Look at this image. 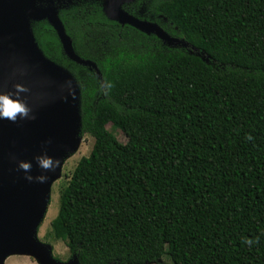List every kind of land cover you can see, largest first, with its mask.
I'll list each match as a JSON object with an SVG mask.
<instances>
[{
	"label": "trees",
	"instance_id": "16d2710c",
	"mask_svg": "<svg viewBox=\"0 0 264 264\" xmlns=\"http://www.w3.org/2000/svg\"><path fill=\"white\" fill-rule=\"evenodd\" d=\"M122 8L188 47L108 20L98 0H65L58 18L98 78L46 20L31 23L78 82L81 135L93 138L47 236L80 264H264V0Z\"/></svg>",
	"mask_w": 264,
	"mask_h": 264
},
{
	"label": "water",
	"instance_id": "95a60500",
	"mask_svg": "<svg viewBox=\"0 0 264 264\" xmlns=\"http://www.w3.org/2000/svg\"><path fill=\"white\" fill-rule=\"evenodd\" d=\"M60 1L0 0V108L7 100L26 109V115L15 120L0 118V264L12 256H28L37 264H80L76 256L66 263L55 260L51 247L37 239L51 186L80 145L82 123L78 82L44 56L31 23L46 20L63 54L101 78L93 62L74 52L58 18ZM98 1L108 20L153 34L168 47H188L158 24L124 11L122 7L134 0ZM24 164L30 167L25 169Z\"/></svg>",
	"mask_w": 264,
	"mask_h": 264
},
{
	"label": "rangeland",
	"instance_id": "374dc122",
	"mask_svg": "<svg viewBox=\"0 0 264 264\" xmlns=\"http://www.w3.org/2000/svg\"><path fill=\"white\" fill-rule=\"evenodd\" d=\"M60 4H63L65 0H61ZM162 25H165V23H161ZM106 129L115 136L118 142L125 143L126 138L125 136L115 129L109 124L106 126ZM93 146V138L88 135L84 134L81 138L80 145L77 149V151L71 155L69 158H67L62 165L61 168V175L60 178L57 179L51 186V198L50 203L48 204L46 213L44 215V218L39 225L38 231H37V239L42 244H47L51 247L52 250V256L55 260L66 263L69 260H71L72 256L70 255L67 247L64 245L62 241H54L50 236H47L50 230V222L56 217L58 213V197H59V191L60 189L66 185V183L69 181L70 176L76 167L79 160L83 157H87L90 154V151ZM161 262L164 264H171L168 257L164 256L161 259ZM5 264H37L32 258L28 256H12L7 258L5 261Z\"/></svg>",
	"mask_w": 264,
	"mask_h": 264
},
{
	"label": "clouds",
	"instance_id": "9594fccd",
	"mask_svg": "<svg viewBox=\"0 0 264 264\" xmlns=\"http://www.w3.org/2000/svg\"><path fill=\"white\" fill-rule=\"evenodd\" d=\"M7 104L6 107L0 108V118H7L9 120H15L17 116L26 115L25 107L20 103H12L11 101H5ZM10 106H14V108H10ZM48 162H43V166L47 167ZM23 167L25 169L29 168V164H24Z\"/></svg>",
	"mask_w": 264,
	"mask_h": 264
},
{
	"label": "flooded vegetation",
	"instance_id": "af4514ba",
	"mask_svg": "<svg viewBox=\"0 0 264 264\" xmlns=\"http://www.w3.org/2000/svg\"><path fill=\"white\" fill-rule=\"evenodd\" d=\"M65 3V2H64ZM129 4H132V2L131 3H129ZM125 5H127V4H125ZM164 22H165V20H164Z\"/></svg>",
	"mask_w": 264,
	"mask_h": 264
},
{
	"label": "snow or ice",
	"instance_id": "6c2138e0",
	"mask_svg": "<svg viewBox=\"0 0 264 264\" xmlns=\"http://www.w3.org/2000/svg\"><path fill=\"white\" fill-rule=\"evenodd\" d=\"M10 108H14V106H10Z\"/></svg>",
	"mask_w": 264,
	"mask_h": 264
}]
</instances>
